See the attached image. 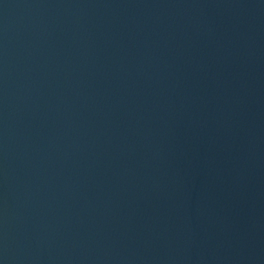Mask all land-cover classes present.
I'll list each match as a JSON object with an SVG mask.
<instances>
[{
  "label": "water",
  "instance_id": "95a60500",
  "mask_svg": "<svg viewBox=\"0 0 264 264\" xmlns=\"http://www.w3.org/2000/svg\"><path fill=\"white\" fill-rule=\"evenodd\" d=\"M0 264H264V0H0Z\"/></svg>",
  "mask_w": 264,
  "mask_h": 264
}]
</instances>
